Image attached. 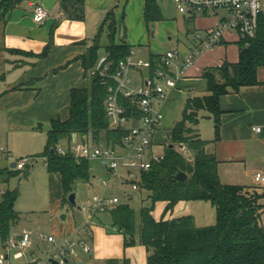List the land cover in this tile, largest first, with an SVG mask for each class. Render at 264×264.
<instances>
[{
  "label": "crops",
  "instance_id": "crops-1",
  "mask_svg": "<svg viewBox=\"0 0 264 264\" xmlns=\"http://www.w3.org/2000/svg\"><path fill=\"white\" fill-rule=\"evenodd\" d=\"M157 2L162 20L148 26L145 20L147 0H84L82 19H69L62 7V0H16L15 7L0 19V147H5L13 157L43 155L51 121L57 118L67 120L72 90L87 88L91 82L90 70L85 65L86 57L94 47L108 13L112 12L116 20L115 43H126L131 49L142 48L139 54L147 56L142 58L135 52V58L151 61L166 51L179 50L180 58L169 71L172 76L178 75L179 67L186 60L193 44L195 33H206L216 25L219 18L227 15L221 10L181 15L173 0ZM35 5L42 6L48 12L45 20H35ZM155 35L166 37L162 43L166 50H162L160 43L151 40ZM104 36L106 43L102 41ZM240 42L236 33H227L221 44L203 51L194 66L179 77L177 87L170 92L163 108L164 120L155 135V150L157 146L165 144L166 137H170L169 133L181 118L187 98L207 94L204 71L225 62L235 64L239 61ZM107 43L105 31L101 44L105 47ZM101 50L98 54L105 55ZM133 72L136 73L135 78L132 76L135 84H139L142 82L140 76L147 79L151 71L141 68ZM257 77V86L243 88L221 98L223 113L218 140H215L214 120L207 112L200 113V121L195 129L202 139L210 142L206 150L219 161L220 181L225 185L257 189L262 195L259 204L264 206V183L255 181V175L264 172V66L258 69ZM253 127H261L262 132H254ZM43 162L45 165L44 159ZM10 166L7 156L0 154L1 169L9 171ZM4 179L2 174V182ZM43 179L51 197L49 222L44 227H50L51 233L48 234L58 238L72 235L76 240H85L92 251L85 254L80 248V263L100 264L109 259H128L130 264H147L146 248L141 245L126 248L123 235L110 232L108 227L111 223L106 224L102 214L98 215L90 228L85 224L77 227L70 212L65 215V219L57 218L56 211L64 203L60 177L48 172L47 178ZM87 183L92 185L91 181ZM120 185L122 183L117 179L111 191ZM161 204L162 217L158 218L153 213L156 220L191 215L198 227L216 223V211L208 222L198 224L187 202H180L174 208L176 210L183 204L184 214L177 217L173 216L174 210L164 214L166 203ZM261 222L264 227V213ZM22 230L32 232L33 252L44 248L45 245L39 240L43 232L35 237L33 230L23 228L17 229L16 234ZM79 233L83 236H79Z\"/></svg>",
  "mask_w": 264,
  "mask_h": 264
},
{
  "label": "trees",
  "instance_id": "trees-1",
  "mask_svg": "<svg viewBox=\"0 0 264 264\" xmlns=\"http://www.w3.org/2000/svg\"><path fill=\"white\" fill-rule=\"evenodd\" d=\"M15 4L16 0H2L0 19ZM62 7L69 19L83 18L84 0H62ZM145 20L148 26L162 20L157 0H147ZM105 31L108 43L104 47L101 37ZM115 35L116 20L110 12L95 39L94 47L86 57L85 65L90 70L91 82L87 88L72 90L69 118L51 121L46 148L40 156L47 158L48 172L60 177L64 202H67L66 197L74 193L78 183L90 182L93 175L91 161L75 159L70 150L61 156L57 153L58 146L70 144L73 133H77L84 142L114 145L120 142L126 132L125 129L111 128L105 112L107 89L91 76L92 69L102 57L98 54L100 49H105V54L114 65L130 55L132 49L126 43L117 45ZM151 62L152 74L160 64L157 57ZM263 66L264 16L260 18L255 39L250 40L248 45L245 41L240 42L239 61L207 68L203 73L207 81V94L187 98L181 118L171 129L168 139L170 145L166 148L164 159L140 175L136 192L140 196L142 192L145 193L142 201L147 202V205L136 211L130 205L132 195L126 194L122 199L119 197L120 203L109 213L111 226L108 230L115 232L113 229L116 228L117 233L123 235L126 248L144 246L147 264H264V227L261 222L264 206L259 204L262 195L254 188L223 184L218 174L219 161L206 150L210 142L202 139L195 129L200 121V113L207 112L214 120L215 140H218L223 113L221 98L231 92L257 86V72ZM182 144L188 147L192 158L182 154ZM179 172L187 174L185 182L175 179ZM14 173L3 170L4 182ZM2 196L0 250L8 239L19 235L16 230L20 220L15 209L17 192L7 190ZM196 201L208 202L215 209L214 225L198 227L191 215L160 220L153 216L158 203H166L164 214H167L180 202ZM100 264H130V261L109 259Z\"/></svg>",
  "mask_w": 264,
  "mask_h": 264
},
{
  "label": "built area",
  "instance_id": "built-area-1",
  "mask_svg": "<svg viewBox=\"0 0 264 264\" xmlns=\"http://www.w3.org/2000/svg\"><path fill=\"white\" fill-rule=\"evenodd\" d=\"M181 15H195L210 11H225L226 16L219 18L216 25L206 33H195L193 44L189 49L186 60L179 67L178 75H169V71L180 58L177 49L166 51L158 55L160 66L139 85L132 77L134 69L146 68L151 71L152 62L135 58L134 51L118 65H114L103 55L91 71V76L98 79L106 87L107 96L105 112L112 129H125L126 132L119 143L114 145H96L84 142L77 133L71 135L70 144H61L57 153L65 156L70 150L75 159L96 161L107 168L108 179L100 181L102 192L94 194L88 201L82 202L79 209L89 214L88 228L95 217L109 214L120 203V198L112 194L115 181L122 185L129 184L134 191L139 189L140 175L149 171L155 163L164 159L165 153L155 150V135L159 132L164 120L163 108L170 92L177 87L179 77L196 62L198 56L205 50L214 49L222 43L229 32L236 33L240 41L247 42L255 39L260 18L264 16V0H173ZM48 12L40 5L34 7V18L43 21ZM128 102V104L124 103ZM256 133L262 132L261 127H253ZM168 137L165 144L167 147ZM182 154L192 158L193 154L187 146L180 147ZM0 154L6 155L11 164L9 171L19 173L32 166L39 157H13L5 147H0ZM47 165V158H43ZM14 164V166H12ZM2 169L0 167V183H2ZM257 183H264V172L255 175ZM5 190L0 187V195ZM113 231L117 232L116 228ZM39 240L45 245L38 252H33L32 232L24 230L3 243L0 250V264H68L78 263V247L85 254H90L91 246L83 239H75L68 235L58 238L51 234L41 233ZM84 264V263H81Z\"/></svg>",
  "mask_w": 264,
  "mask_h": 264
},
{
  "label": "rangeland",
  "instance_id": "rangeland-1",
  "mask_svg": "<svg viewBox=\"0 0 264 264\" xmlns=\"http://www.w3.org/2000/svg\"><path fill=\"white\" fill-rule=\"evenodd\" d=\"M165 36L158 37L155 35L151 37V40H155L157 43H160L162 46V50H166L162 43H164L163 38ZM166 40V37H165ZM103 43H106V37L104 36L102 39ZM139 47H134L132 50L138 53V55L142 58H146L147 56L139 54ZM102 54H105L104 49L101 50ZM220 67V66H219ZM132 76H136V73L132 72ZM144 76V75H143ZM141 80L145 77L140 76ZM140 84V83H139ZM136 84V85H139ZM169 131V130H168ZM171 133V132H170ZM169 133V135H170ZM169 137V136H168ZM168 145H170V141L167 139ZM61 145V144H60ZM59 145V146H60ZM156 151L159 153H165L166 147L165 146H157ZM18 158V157H15ZM92 175L95 176L91 180L92 185L89 186L86 182H80L76 185L75 188V205H72L69 202V196L67 198V202H64L61 205V209H57L56 217L60 218L63 215H67L68 212L72 213L75 219V223L77 227H80L82 224H86L90 217L89 214L82 212L79 207L82 202L87 201L90 197L94 194L101 193L103 188L100 183V179H108L109 173L106 167H102L100 163L96 161L90 162ZM48 172L44 165L43 159L40 157L37 162L34 163V166H30L29 168L19 172L14 173L8 177V180L5 182L0 183V187L5 190L11 192H17V200L15 203V209L20 215V220L17 229L28 228L33 230L35 233V237L39 235V232H43L45 234L51 233L50 227H44L48 225L49 222V213H50V193L48 192L47 183L43 181V178H47ZM114 194L117 196L122 197L126 194H131L133 200L130 202V205L136 211L140 210L142 206H146L147 202H143L142 198H144L145 193L142 192L141 196L139 193L132 189V186L129 184L120 185L118 189L113 190ZM3 196L0 195V202L2 201ZM190 207V212H194L195 216L197 217L198 224L202 222H208L213 215H215V209L210 205L208 202H187ZM187 205V204H186ZM183 206V204H182ZM182 206H179L174 210L173 216H182L184 214ZM162 204L158 203L155 206L153 211L154 215L158 218L162 217ZM48 212V215H47ZM204 214V217L202 215ZM103 218H106V224L111 223L110 214H102ZM110 217V218H109ZM202 219V220H201ZM40 226V227H39ZM111 226V224H110ZM24 230L21 231V233ZM79 236H83L79 233ZM78 252L81 253V249L78 247ZM82 257H86L82 255ZM88 260V259H87Z\"/></svg>",
  "mask_w": 264,
  "mask_h": 264
},
{
  "label": "water",
  "instance_id": "water-1",
  "mask_svg": "<svg viewBox=\"0 0 264 264\" xmlns=\"http://www.w3.org/2000/svg\"><path fill=\"white\" fill-rule=\"evenodd\" d=\"M171 147L173 148V145H171ZM52 152H53V151H52ZM12 166H14V164H13ZM187 178H188V176H187V174L184 173V172H179V173L176 175V177H175V179H176L177 181H180V182H185V181L187 180ZM75 200H76V195H75V193H72V194L69 196V201H70V203H71L72 205H75ZM61 218H62V219H65V215H63ZM53 264H57V263H56V262H53Z\"/></svg>",
  "mask_w": 264,
  "mask_h": 264
}]
</instances>
